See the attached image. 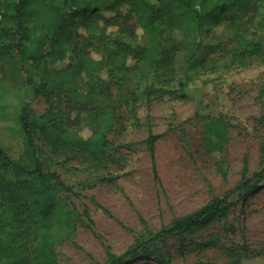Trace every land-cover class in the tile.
<instances>
[{
    "label": "rangeland",
    "instance_id": "rangeland-1",
    "mask_svg": "<svg viewBox=\"0 0 264 264\" xmlns=\"http://www.w3.org/2000/svg\"><path fill=\"white\" fill-rule=\"evenodd\" d=\"M253 31L259 32L257 26ZM137 33L142 35L140 29ZM121 37L130 41L127 35ZM156 45L160 60L173 57L168 66L162 64L159 81L149 79L164 92L148 100L141 88L126 85L123 93L128 99L122 100L114 83L119 75L130 77L135 71L126 67L109 71L106 84L114 95L113 119L106 131V148L94 156L44 127L51 117H62L58 108L76 116L73 107L88 93L87 78L78 77L76 85L65 91L58 88L53 99L35 97L32 66L17 52L0 54V147L11 157L21 156L24 134L18 118L22 106L30 104L37 115V143L45 168L78 194H61V202L89 213L68 237L61 232L54 240L57 264H97L109 254L120 255L146 231L157 232L199 210L264 167V127L258 122L264 117V55L238 58L232 36L219 25L203 37L197 55L207 58L203 64L198 60L196 74L183 89L179 83L186 82L183 57L187 51L196 53L195 49L183 34L165 28L159 29ZM220 117L227 124L228 142L222 151L207 153L204 124ZM82 129L74 126L79 134ZM82 134L88 137L90 132L85 129ZM150 136L155 141L153 151L148 146ZM261 175L251 184L258 185L251 195L239 199L248 188L232 197L238 204L226 218L167 235L148 255L140 254L126 264H165L164 260L229 264L240 258L243 264H264V172Z\"/></svg>",
    "mask_w": 264,
    "mask_h": 264
},
{
    "label": "trees",
    "instance_id": "trees-1",
    "mask_svg": "<svg viewBox=\"0 0 264 264\" xmlns=\"http://www.w3.org/2000/svg\"><path fill=\"white\" fill-rule=\"evenodd\" d=\"M263 8L264 0H0V54L17 52L32 66L30 83L35 97L53 99L58 88L65 91L69 85H76L78 77L87 78L88 93L73 107L78 111L76 116L72 118L66 113L68 109L58 108L62 117H51L44 127L94 156L106 148V131L113 119L114 95L112 98L111 86L106 84L109 71L124 67L135 71L134 76L119 75L114 83L116 96L122 100L128 99L123 93L126 85L141 88L148 100L164 92L149 79L159 81L162 64L168 66L173 57L159 59L156 38L159 29L175 30L196 51H187L183 57L186 82L179 83L185 89L196 74L198 60L201 58L203 64L207 58L205 54L197 55L203 37L219 25L232 36L238 58L264 55ZM255 26L257 33L253 31ZM121 35H127L130 41H124ZM142 81L146 82L144 86ZM36 117L30 104L22 106L18 118L24 134L21 156L11 157L0 147V264H57L54 240L61 232L68 237L70 229L84 222L83 215L89 216L88 210L80 213L73 205L61 202V194H78L56 172L45 168L43 151L37 143ZM258 122L264 127V117ZM65 123L70 126L66 128ZM74 126L88 129L89 136H83L82 131L79 134ZM149 138L148 146L153 151L154 137ZM203 142L207 153L223 150L228 142L223 117L206 121ZM262 172L264 167L252 179L212 198L199 210L157 232L146 231L124 253L109 254L97 264H126L140 254L148 255L156 241L167 235L221 221L238 204V199L232 197L248 188L249 192L239 199L251 195L258 186L251 184L262 177ZM243 260L229 264H243Z\"/></svg>",
    "mask_w": 264,
    "mask_h": 264
}]
</instances>
